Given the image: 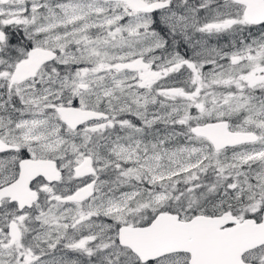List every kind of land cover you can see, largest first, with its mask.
Segmentation results:
<instances>
[{
    "label": "snow or ice",
    "instance_id": "obj_1",
    "mask_svg": "<svg viewBox=\"0 0 264 264\" xmlns=\"http://www.w3.org/2000/svg\"><path fill=\"white\" fill-rule=\"evenodd\" d=\"M0 264H264V0H0Z\"/></svg>",
    "mask_w": 264,
    "mask_h": 264
}]
</instances>
